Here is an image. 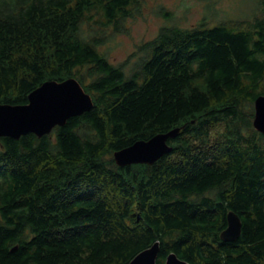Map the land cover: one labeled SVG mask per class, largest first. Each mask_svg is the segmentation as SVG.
<instances>
[{"label":"trees","instance_id":"1","mask_svg":"<svg viewBox=\"0 0 264 264\" xmlns=\"http://www.w3.org/2000/svg\"><path fill=\"white\" fill-rule=\"evenodd\" d=\"M218 1V0H215ZM147 0H0V102L74 76L94 101L42 136H0V264H127L160 241L191 264H264V0L248 15L167 22L127 61L103 44ZM206 8L216 12L213 0ZM48 44V45H47ZM183 126L154 163L117 149ZM241 235L223 240L227 213Z\"/></svg>","mask_w":264,"mask_h":264},{"label":"water","instance_id":"2","mask_svg":"<svg viewBox=\"0 0 264 264\" xmlns=\"http://www.w3.org/2000/svg\"><path fill=\"white\" fill-rule=\"evenodd\" d=\"M94 105L92 95L78 78L71 76L63 80L48 79L34 88L28 102L20 104L0 102V136L19 138L27 132L39 136L50 133L57 125H64L74 115L90 110ZM254 127L264 133V93L254 102ZM183 126L159 132L148 139H138L132 144L117 149L114 158L117 164L154 163L173 146L169 138L176 137ZM242 232V219L233 209L227 213V226L221 231L223 240H235ZM160 241L139 251L127 264H157ZM166 264H191L171 251Z\"/></svg>","mask_w":264,"mask_h":264},{"label":"rangeland","instance_id":"3","mask_svg":"<svg viewBox=\"0 0 264 264\" xmlns=\"http://www.w3.org/2000/svg\"><path fill=\"white\" fill-rule=\"evenodd\" d=\"M147 1L148 7L136 17L127 20L126 31L113 33L103 44V50L107 51L112 62L121 63L129 59L126 69H129L132 62L136 60L137 55L131 56V54L138 49V45L153 38L163 24L171 22L157 12L160 4L173 11L177 24L190 26L197 24L205 16L209 23L222 19L241 18L250 12L253 0H213L216 9L214 13L207 10V0Z\"/></svg>","mask_w":264,"mask_h":264},{"label":"bare ground","instance_id":"4","mask_svg":"<svg viewBox=\"0 0 264 264\" xmlns=\"http://www.w3.org/2000/svg\"><path fill=\"white\" fill-rule=\"evenodd\" d=\"M48 45V44H47Z\"/></svg>","mask_w":264,"mask_h":264}]
</instances>
